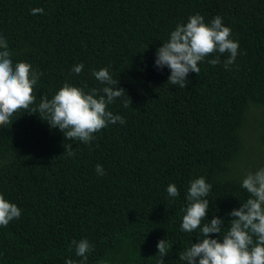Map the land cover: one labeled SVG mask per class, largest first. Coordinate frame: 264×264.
<instances>
[{"label": "trees", "instance_id": "16d2710c", "mask_svg": "<svg viewBox=\"0 0 264 264\" xmlns=\"http://www.w3.org/2000/svg\"><path fill=\"white\" fill-rule=\"evenodd\" d=\"M196 14L209 24L220 16L238 55L227 69L229 53L206 56L181 88L156 52ZM0 37L13 65L43 73L34 103L0 125V194L21 209L0 226V264H80L72 241L82 239L93 246L84 264H187L180 253L202 233L183 231L182 218L189 182L201 176L212 185L201 228L221 218L210 237L222 241L229 213L250 198L243 179L264 167V0H0ZM105 67L125 90L106 110L125 123H109L90 144L66 139L38 111L42 97L65 83L103 95L92 72ZM173 183L177 197L167 192Z\"/></svg>", "mask_w": 264, "mask_h": 264}, {"label": "clouds", "instance_id": "9594fccd", "mask_svg": "<svg viewBox=\"0 0 264 264\" xmlns=\"http://www.w3.org/2000/svg\"><path fill=\"white\" fill-rule=\"evenodd\" d=\"M43 9L31 10L32 15L43 13ZM231 28L225 26L220 16H216L211 23H206L204 16L192 15L186 24H179L170 33V38L157 49L155 64L159 68L167 66L171 70L168 83L185 87V80L190 72L199 74V62L215 52L229 53L224 66L227 69L233 64L238 55L239 43L230 39ZM0 125L9 123L10 117L21 109H29L35 101L34 86L42 72L33 71L28 62H18L13 65L10 59L8 43L0 37ZM215 66L220 63L219 57L208 61ZM84 65H75L72 71L81 73ZM92 75L101 84L103 95H98L99 89H92L86 93L82 88L65 83L49 100L42 97L38 111L45 115L46 121L53 128L58 127L64 132L66 139L79 140L90 144L94 134L107 127L109 123L125 120L119 115L107 111V106L116 98L121 97L125 90L113 88L117 82L113 80L107 67L94 70ZM127 106V105H126ZM32 109L30 113H36ZM67 154L74 155L71 144H67ZM98 175H104L102 165H96ZM187 200L188 205L182 218L181 228L191 233L200 229L202 236L198 243H192L187 251L181 252L179 259L187 264H264V167L256 172L248 173L242 181V187L250 193V198L239 209H234L230 216V227L220 239H213L210 234L221 233L223 220L213 217L203 224L209 208L206 199L212 185L201 176L189 182ZM171 197L179 196V190L173 183L167 188ZM21 209L0 194V226L6 227L13 219H19ZM76 255L83 257L80 264L87 261L86 253L93 250L87 239L73 240ZM158 254L164 257L168 253L165 240L157 244ZM65 264H76L67 259Z\"/></svg>", "mask_w": 264, "mask_h": 264}]
</instances>
